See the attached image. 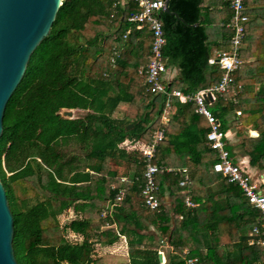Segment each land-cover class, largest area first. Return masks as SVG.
<instances>
[{"label": "trees", "instance_id": "obj_1", "mask_svg": "<svg viewBox=\"0 0 264 264\" xmlns=\"http://www.w3.org/2000/svg\"><path fill=\"white\" fill-rule=\"evenodd\" d=\"M112 1L62 0L6 103L0 181L13 219L15 261L103 264L95 257V246L113 244L117 234L107 229L96 235L109 221L101 212L125 188L114 218H124L136 229H142V221L152 225L172 248L169 264L191 258L194 264H264L262 247L248 244L260 214L236 184L213 171L217 154L206 146L205 118L195 113L193 103L171 98L169 118L160 122L165 97L146 92L138 73L148 62L152 35L127 21L138 11L135 3L120 0L111 17ZM244 5L243 63L236 74L242 91L236 103L232 95L218 97L212 111L224 132L232 128L241 138L250 166L264 170V0H244ZM168 10L159 14L163 62L180 69L168 90L193 93L217 84L222 70L208 64V58L229 48V0H169ZM207 26L216 30L215 36ZM114 49L119 53L111 63ZM120 103L127 107L118 115ZM62 109L82 114L63 118ZM129 124L132 128L126 129ZM159 128L164 139L154 162L186 168L189 179L181 187L180 173L156 174L161 206L148 210L139 188L142 152L129 147L148 143ZM184 191L192 207L185 206ZM135 255L147 260L132 264L157 261L153 247Z\"/></svg>", "mask_w": 264, "mask_h": 264}, {"label": "built area", "instance_id": "obj_2", "mask_svg": "<svg viewBox=\"0 0 264 264\" xmlns=\"http://www.w3.org/2000/svg\"><path fill=\"white\" fill-rule=\"evenodd\" d=\"M131 1L136 4L138 11L131 14L127 21L135 24L137 29L146 27L152 35L148 62L145 66L140 67L138 73L143 78L146 92L160 94L165 97L160 122L165 123L169 118L171 98H177L180 103H193L195 105V113L203 116L208 125L206 146L217 154V161L213 164V171L221 174L228 182L236 184L240 188L245 201L260 214L258 221L248 233V244L258 245L264 251V188H262L264 187V182L262 180L255 182L238 163L234 162L227 146V137L222 129L221 122L212 111L218 97L232 95L230 100L236 103V96L242 91V86L238 82L236 74L243 63L240 53L244 48V24L247 20L244 0H229L231 14L225 22V27L230 31L228 50L218 52L215 56L208 58V64H218L222 70L219 82L212 86H205L193 93H183L180 90L169 91L168 82L164 78L167 69L163 62L165 38L159 14L164 11L165 0ZM119 3L120 0L112 1L111 17L116 14V8ZM128 34L129 30L125 32L124 36ZM118 53V50H113L111 63L114 62ZM235 114L239 116L240 112L236 111ZM253 133L251 131V134ZM163 139V129L159 128L153 132L148 143L135 144L129 147L138 148L142 152L145 166L142 172L143 182L139 188L141 190L142 205L148 210H158L161 206V201L158 197V187L155 182L156 174L162 172L180 173L182 179L179 181V186L181 187H184L189 179L186 168L174 169L154 162L157 145ZM121 181L125 183L127 178H122ZM184 194L185 206L192 207L193 203L189 194L187 191H184ZM124 195L125 188H120L112 203L108 204V207L110 209L114 208L124 198ZM110 209L103 210L101 217H106ZM160 243L165 244L162 240ZM158 253L160 256L162 255L161 252ZM184 253L186 254L187 250H184ZM195 262L196 260L191 258L187 259L184 264H194Z\"/></svg>", "mask_w": 264, "mask_h": 264}, {"label": "water", "instance_id": "obj_3", "mask_svg": "<svg viewBox=\"0 0 264 264\" xmlns=\"http://www.w3.org/2000/svg\"><path fill=\"white\" fill-rule=\"evenodd\" d=\"M61 1L0 0V137L6 103L22 80L32 52L48 35ZM168 1L165 12H169ZM60 116L72 119L73 109H62ZM130 128L132 124L126 126ZM12 235L13 219L0 181V264H17Z\"/></svg>", "mask_w": 264, "mask_h": 264}, {"label": "crops", "instance_id": "obj_4", "mask_svg": "<svg viewBox=\"0 0 264 264\" xmlns=\"http://www.w3.org/2000/svg\"><path fill=\"white\" fill-rule=\"evenodd\" d=\"M207 28L211 37L216 35V30L213 29L212 26H207ZM166 67L167 69L164 78L170 83L180 74V69L175 65H168ZM126 107L127 105L125 103H120L116 109L117 114L120 115L123 113ZM225 134L227 137V146L230 147V136L234 137L235 133L230 135L229 131H227ZM231 148V151L230 148L228 149L234 162L238 163L255 182H259V180L264 182V170H259L250 166L248 158L242 154V150H239L241 149L240 147L235 149L234 146H231ZM163 196L166 199V202H168V194L164 192ZM105 209H110L108 204ZM106 217L109 221L101 227V230L98 231L96 235H99V233L104 230L113 229L115 234H117V240L111 245L96 244L95 257L102 261L103 264H132L133 261L147 260V258L136 256L135 252L147 251L148 247H153L156 251L157 261L155 264H169V259L173 254L172 248L168 244L160 243L161 239L158 236L159 234L155 231L152 225L142 221V229H136L131 222L124 218H114L113 208L108 211ZM94 222H97V220ZM130 250L133 252L132 254L130 253ZM158 252H161L162 255L160 256ZM158 257H160V260Z\"/></svg>", "mask_w": 264, "mask_h": 264}, {"label": "rangeland", "instance_id": "obj_5", "mask_svg": "<svg viewBox=\"0 0 264 264\" xmlns=\"http://www.w3.org/2000/svg\"><path fill=\"white\" fill-rule=\"evenodd\" d=\"M28 84H29L28 82L25 83V85H28ZM81 114H82L81 111L73 110V118L81 116ZM2 124H3V119H2ZM228 131H229L230 135L234 133V129H232V128L229 129ZM251 135H253V134H251ZM240 141H241V138L237 137L236 135L234 137L230 136V147H228V148H230V151L232 150L231 146H234L235 149L237 147H240ZM239 150L241 151L242 149H239ZM262 188H264V187H262Z\"/></svg>", "mask_w": 264, "mask_h": 264}]
</instances>
